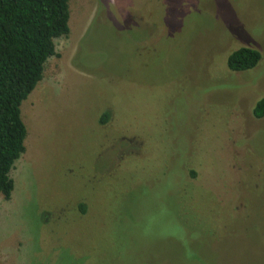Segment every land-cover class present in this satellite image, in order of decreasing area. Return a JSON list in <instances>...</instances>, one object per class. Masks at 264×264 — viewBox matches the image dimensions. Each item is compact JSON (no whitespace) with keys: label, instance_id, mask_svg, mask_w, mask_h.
I'll use <instances>...</instances> for the list:
<instances>
[{"label":"rangeland","instance_id":"obj_1","mask_svg":"<svg viewBox=\"0 0 264 264\" xmlns=\"http://www.w3.org/2000/svg\"><path fill=\"white\" fill-rule=\"evenodd\" d=\"M69 26L21 107L0 264H264V0H71Z\"/></svg>","mask_w":264,"mask_h":264},{"label":"trees","instance_id":"obj_2","mask_svg":"<svg viewBox=\"0 0 264 264\" xmlns=\"http://www.w3.org/2000/svg\"><path fill=\"white\" fill-rule=\"evenodd\" d=\"M70 2L0 0V196L6 200L15 189L11 172L26 151L21 107L43 80L49 59L58 56L55 40L70 35ZM261 61L259 51L244 47L230 54L227 67L232 73L248 72ZM254 115L264 118V99Z\"/></svg>","mask_w":264,"mask_h":264}]
</instances>
